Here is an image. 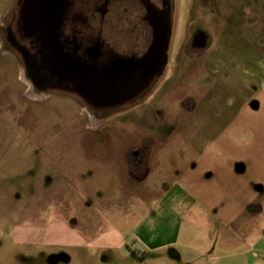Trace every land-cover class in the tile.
<instances>
[{
    "label": "rangeland",
    "instance_id": "374dc122",
    "mask_svg": "<svg viewBox=\"0 0 264 264\" xmlns=\"http://www.w3.org/2000/svg\"><path fill=\"white\" fill-rule=\"evenodd\" d=\"M142 1L166 63L101 110L24 81L0 0V264H264V0Z\"/></svg>",
    "mask_w": 264,
    "mask_h": 264
},
{
    "label": "flooded vegetation",
    "instance_id": "af4514ba",
    "mask_svg": "<svg viewBox=\"0 0 264 264\" xmlns=\"http://www.w3.org/2000/svg\"><path fill=\"white\" fill-rule=\"evenodd\" d=\"M19 1L24 6L19 13L23 18L24 36L35 45L29 47L28 43L23 41L24 36L22 43L17 37L16 30L11 26L9 33L12 45L21 57L19 49L27 48L28 51L30 50L29 54L36 59L34 69L32 58L28 60L27 69L31 71L29 70V81L26 83L31 87L36 86L46 92H55L58 89L62 94L79 96L81 102H88L87 105L102 110L100 105L103 99L108 98L109 95H116L114 90L107 88L109 84L136 78L133 76L142 66L147 72L158 69L163 17L158 16V9H155L154 13L144 8L142 0H56L53 3V15L58 18L54 23L58 52L54 61L60 66L51 64V57L49 59L45 57L44 66L39 63L41 45L38 42L39 33L36 31L40 30L33 23V16L38 11L33 6V0ZM140 1L142 6L138 3ZM153 3L155 6L158 0H154ZM73 64L84 68L82 74L69 70L68 66ZM39 69L41 75L38 74ZM88 70L93 77L85 76ZM120 71H122L119 73L122 80L114 79L115 73ZM51 76L56 81L71 82V87L66 89L64 85L61 87L53 85ZM257 188L263 190L264 186ZM252 210L261 213L264 206L256 203L252 206ZM251 225L256 226L253 221Z\"/></svg>",
    "mask_w": 264,
    "mask_h": 264
},
{
    "label": "water",
    "instance_id": "95a60500",
    "mask_svg": "<svg viewBox=\"0 0 264 264\" xmlns=\"http://www.w3.org/2000/svg\"><path fill=\"white\" fill-rule=\"evenodd\" d=\"M37 1L38 2H37V5H35V9L38 11V13L33 16V21H34L33 23L37 27V29L40 30V31H36L39 33V35H38L39 41L38 42L41 45V48H40L41 59H40L39 63H41V65L44 66V62L46 63L45 57H48V59L51 57L50 58L52 60L51 64H55V65L60 66L59 64H57V61H54L55 60L54 57L56 56V52H58L57 46H56V44L58 45V42L56 41L57 31L54 27V23L58 18H56L53 15V10H54L53 3L56 0H37ZM48 12H51V13L47 14ZM162 13H164V12L162 11ZM158 16H160V18L163 17V20H164V16L167 17L166 15H162L159 12H158ZM163 28L164 27H162V29ZM165 38H166V36L163 35L160 56L158 58L159 59L158 63L160 61V63L162 62V64L166 63V59H164V57L162 58L163 49H164V46L166 44ZM19 50L22 54V58L24 59L26 68H28V65H29L28 60L30 58H32V60H33L32 61L33 62L32 68L34 69L36 66V63H37L36 59L32 55L29 54V51L27 48H26V50L25 49H19ZM46 51H48V53H46ZM68 67L70 68L69 69L70 71L75 72V73H81L82 70L84 69L82 66L78 67L77 64H73V65L68 66ZM30 68H31V66H30ZM55 68L57 71H59L57 67H55ZM29 70L31 71V69H29ZM29 70H28V72L30 73ZM40 72H41V69H39V72H38L39 75H41ZM121 72L122 71L116 72L115 75L113 76L114 79L122 80V77L119 75V73H121ZM117 74H118V76H116ZM85 76L93 77V74H90V70H88L85 72ZM91 83L92 82H90V84Z\"/></svg>",
    "mask_w": 264,
    "mask_h": 264
},
{
    "label": "bare ground",
    "instance_id": "6f19581e",
    "mask_svg": "<svg viewBox=\"0 0 264 264\" xmlns=\"http://www.w3.org/2000/svg\"><path fill=\"white\" fill-rule=\"evenodd\" d=\"M28 75H29L28 69L25 67L22 71V78L24 79V81H29Z\"/></svg>",
    "mask_w": 264,
    "mask_h": 264
},
{
    "label": "crops",
    "instance_id": "0c3cea01",
    "mask_svg": "<svg viewBox=\"0 0 264 264\" xmlns=\"http://www.w3.org/2000/svg\"><path fill=\"white\" fill-rule=\"evenodd\" d=\"M227 36V35H226ZM228 37V36H227ZM143 179V177L142 178H140V180H142ZM258 190H260V189H258ZM261 192V191H260ZM257 227H259V226H257ZM251 230H249L248 232H250ZM260 234H262V233H260Z\"/></svg>",
    "mask_w": 264,
    "mask_h": 264
}]
</instances>
